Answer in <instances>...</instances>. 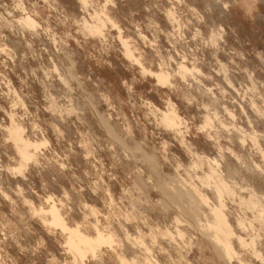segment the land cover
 Here are the masks:
<instances>
[{
    "label": "clouds",
    "instance_id": "9594fccd",
    "mask_svg": "<svg viewBox=\"0 0 264 264\" xmlns=\"http://www.w3.org/2000/svg\"><path fill=\"white\" fill-rule=\"evenodd\" d=\"M0 264H264V0H0Z\"/></svg>",
    "mask_w": 264,
    "mask_h": 264
}]
</instances>
